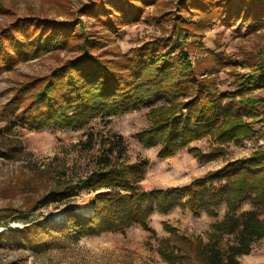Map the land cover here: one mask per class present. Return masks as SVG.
<instances>
[{
  "label": "rangeland",
  "instance_id": "rangeland-1",
  "mask_svg": "<svg viewBox=\"0 0 264 264\" xmlns=\"http://www.w3.org/2000/svg\"><path fill=\"white\" fill-rule=\"evenodd\" d=\"M100 1L108 0H0V42L11 53L7 37L11 32L20 36L21 27L16 29L15 26L24 18L51 20L55 26L76 20L82 22L76 28L78 33L83 28L87 33L102 35L105 42L102 49L106 50L107 57L120 60L122 55H130L146 42L168 37L173 32L188 33L190 38L185 48L193 65L206 68L203 76L211 77L220 94L235 92L239 83L250 75L256 78L261 75L257 68L264 67V0L258 4L262 11L249 18L242 15L243 5L240 14L228 8L238 9L240 0H187L199 5L205 2L198 13L190 11L189 4L180 9L181 0H154L144 7L135 23L119 28L117 35L107 33L100 19L82 11L85 5L89 7ZM73 56L75 52L65 48L43 53L30 61H17L9 69V64L2 63L0 243L3 245L0 246V264H204L198 249L210 241L213 224L224 219L228 212L225 202L214 212L204 208L195 212L182 205L173 206L166 213L153 212L148 219V230L135 225L121 232L82 237H75L70 231L49 234L43 244L29 240L26 247L11 244L13 240L26 242L19 237L22 235L7 239L13 230L21 231L31 223L61 221L67 210L92 215L95 196L108 189L93 191L81 182L95 171L96 159L105 142L108 146L117 136L125 146L122 159L129 164L145 163L140 189L146 192L180 188V193L185 194L182 191L185 185L230 161L264 149V104L243 107L248 111L243 120L253 129L252 135L218 141L208 134L164 157L159 156L160 144L148 146L142 140L153 125L150 105L109 116L98 115L79 129L27 126L20 117L39 89L37 80ZM252 86L246 96L263 102L264 82ZM239 100L237 95L235 106L240 104ZM164 103L168 104L165 98L159 97L156 101L159 107ZM182 110L184 114L188 111ZM213 150L220 153L210 160L196 155ZM66 184L77 187L79 195L60 203H40L46 194ZM180 198L184 202L187 195L180 194ZM250 209H256L260 218H264V204L257 208L249 200L243 201L238 213ZM228 239L232 237L225 236L223 243ZM254 244L249 254L238 257L240 263L264 264V237ZM163 252L173 254L175 259L170 261Z\"/></svg>",
  "mask_w": 264,
  "mask_h": 264
},
{
  "label": "trees",
  "instance_id": "trees-1",
  "mask_svg": "<svg viewBox=\"0 0 264 264\" xmlns=\"http://www.w3.org/2000/svg\"><path fill=\"white\" fill-rule=\"evenodd\" d=\"M259 1L240 0L238 9L228 8L240 14L243 5L242 15L249 18L262 11ZM153 2L100 1L89 7L85 5L82 11L100 19L107 33L115 34L122 26L135 23L142 16L144 7ZM187 4L190 11L198 13L205 2L199 5L181 0L179 8H185ZM81 24V21L74 20L55 26L51 20L24 18L15 26L16 29L21 27L20 36L11 32L7 37L12 52L0 42V69L2 63L9 64V69L17 61H30L53 50L69 48L75 52V56L37 80L39 89L20 117L27 126L33 129H79L98 115L109 116L150 105L153 108L150 112L153 125L142 140L148 146L160 144L159 156L163 157L204 135L211 134L216 140L225 141L253 134L251 126L243 120V116L248 114L243 107L264 104L258 98L246 96L252 84L264 82L263 65L257 68L260 76L250 75L245 82L239 83L235 92L220 94L211 77L203 76L206 68L193 65L185 48V42L190 38L188 33L173 32L168 37L146 42L133 49L130 55H122L120 60H116L108 58L106 50L102 49L105 43L102 35L87 33L83 28L81 33L76 31ZM237 95L240 104L235 106ZM159 97L165 98L168 104L156 105ZM228 98L229 101L223 102ZM184 108L188 110L185 114L182 113ZM103 146L96 159L95 171L81 182L93 191L108 189V192L95 196L93 214L87 216L67 210L61 221L31 223L21 231L13 230L6 236L9 239L16 234L22 235L19 237L26 242L13 240L11 244L26 247L29 240L43 244L49 234L70 231L75 237H82L108 231L121 232L135 225L148 230V219L153 212L166 213L176 205L195 212L203 208L214 212L223 202L228 212L223 220L213 224L210 241L198 249L204 264H242L238 257L249 254L254 243L264 237V218H260L259 211L250 209L238 213L243 201L249 200L257 208L264 204V149L208 172L190 185H185L182 190L185 194H182L180 188L142 191L140 180L145 172V163L129 164L122 159L126 152L119 136L108 146L106 142ZM218 153L213 150L205 154L197 152L196 155L210 160ZM78 193L77 187L66 184L46 194L40 203L64 202ZM180 194L187 195L184 202H181ZM225 236L232 237V240L223 243ZM163 255L170 261L175 259L169 252H163Z\"/></svg>",
  "mask_w": 264,
  "mask_h": 264
}]
</instances>
